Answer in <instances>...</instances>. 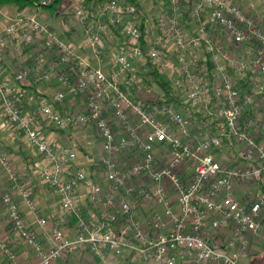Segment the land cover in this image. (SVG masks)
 Listing matches in <instances>:
<instances>
[{
	"label": "built area",
	"instance_id": "built-area-1",
	"mask_svg": "<svg viewBox=\"0 0 264 264\" xmlns=\"http://www.w3.org/2000/svg\"><path fill=\"white\" fill-rule=\"evenodd\" d=\"M70 7L95 62L41 14L5 15L0 57L25 47L34 55L10 75L0 70V113L37 154L32 172L57 195L74 231L37 213L29 183L0 147L8 183L0 193V264H58L72 250H88L99 264H243L264 228V27L232 0H161L153 17L125 0H77L61 13ZM110 25L121 44L106 71ZM148 66L192 113L144 105L124 91L143 83L138 75ZM29 79L57 83L30 109L25 94L13 92ZM66 98L81 107L63 115L56 105ZM90 124L101 141L103 183L75 164L78 149L40 132ZM18 245L31 249V260L20 259Z\"/></svg>",
	"mask_w": 264,
	"mask_h": 264
},
{
	"label": "crops",
	"instance_id": "crops-1",
	"mask_svg": "<svg viewBox=\"0 0 264 264\" xmlns=\"http://www.w3.org/2000/svg\"><path fill=\"white\" fill-rule=\"evenodd\" d=\"M244 0H236L241 6H244ZM28 11H35L38 14H41L43 16V20L47 25L54 31H56L58 34H60L64 39L70 40L77 45H82L83 42V34H82V26L77 23L76 25H68L66 17L59 16L56 12H51L46 8L42 9H34L27 8L23 11H17L15 7L10 6H2L0 7V29L5 23V15L14 16L19 13L28 12ZM264 21V19H262ZM111 30H107L105 33V36L110 37L108 33H110ZM112 33V32H111ZM117 34H119L117 32ZM113 36V35H111ZM82 40L80 42H76L78 39ZM121 38V36H120ZM106 42V41H105ZM105 47L103 46L101 56V66L106 71L111 69L112 66V58L107 61H105ZM80 53L89 58L90 61L95 62V59L91 56L90 51L87 47L83 46L80 48ZM34 55V47H25L20 52H5L0 57V70L10 75L15 70L19 69L22 66L28 65ZM57 86V83L55 80H51L49 82H45L42 84H35L30 79L26 80L22 84H15L13 92L15 95H19V91L21 93H24V104L25 107L30 109L32 108L38 96L45 95L50 96L52 92L55 90ZM36 97V98H35ZM79 101L73 102L71 99L66 98L62 104L56 105V107L60 110V112L65 115L67 113L73 112L80 108ZM40 132L53 139L61 141L65 144H68L70 146L75 147L76 149L81 150V145L86 144L88 147H94V143H96V147L98 148L99 153L101 154V141L98 138L96 131L94 127L90 125H86L84 127L79 128H73V127H66L65 129H54L51 126L48 125H41L40 126ZM94 138V140H92ZM93 141V142H92ZM0 147L1 149L9 155V157L12 159V163L15 168H19V171L22 172V175L25 177V182L29 183V186L31 187L32 193L34 198L37 201V213L40 216L49 217V214L54 217V213H52L51 209L52 206L55 205L53 203L50 196L47 194V190L43 187L47 185H44L40 182L38 175L34 174L32 172V165L34 162L38 161L39 158L37 154L28 148L23 141V138L21 134L15 130L13 127L9 125V123L4 119V117L0 113ZM21 151L24 152V155L21 153ZM92 154L88 153L86 157L88 159L92 158ZM19 161V164H17L16 161ZM57 198V195H56ZM16 200L19 203L20 211L23 215V217L26 219L27 223L30 227L35 229L38 233V237L41 241H46V231L44 229H41L35 221V217L33 214L29 213L27 208L24 206L22 201L19 197H16ZM58 201V199H57ZM59 206V201H58ZM84 209L87 207V205H83ZM60 208V206H59ZM89 208V207H88ZM62 212L60 209V218H62ZM63 226L73 232L74 231V220L73 218L67 217L61 219ZM264 238V228L261 230V236L259 237L258 243H260L261 240ZM262 242V241H261ZM19 253V257L22 260H31L32 259V251L31 249L23 246L18 245L15 247ZM251 255H249L247 258H245V261L249 259ZM60 261V260H59ZM64 264V263H63Z\"/></svg>",
	"mask_w": 264,
	"mask_h": 264
},
{
	"label": "rangeland",
	"instance_id": "rangeland-1",
	"mask_svg": "<svg viewBox=\"0 0 264 264\" xmlns=\"http://www.w3.org/2000/svg\"><path fill=\"white\" fill-rule=\"evenodd\" d=\"M77 0H66L64 2V6L59 7L57 10L63 12L64 7L67 6L70 2L73 4L76 3ZM161 0H140V8L141 10L153 17L158 12V6ZM236 2V0H232ZM244 6L242 5V8L244 11L257 19L258 23L261 27H264V7L260 5L258 0H244ZM74 6V5H73ZM61 17H66L68 25H76L78 22L73 17V14L71 13V7L68 9L67 13H61ZM112 32V31H111ZM108 33L109 35H113L110 37H107L104 35V47H105V55L106 58L105 61L108 59L110 60L113 56V54L116 52L118 46L121 44V38L120 35L117 34V32ZM82 38L76 40V42H80ZM106 41V42H105ZM137 92L140 96L143 98H154L156 94H160V90L156 87V85L152 84L151 86H148L145 83H142L137 88ZM47 95V94H45ZM36 98V97H35ZM94 140V138H92ZM93 142V141H92ZM81 150L78 149L79 156L77 160L75 161V164L77 166H80L84 168L88 173H91L94 178H96L97 181L103 183V176L101 172V168L99 167V157L100 153L98 151V148L96 147V143H94V147H88L82 143L80 144ZM88 153H91L93 156L91 159H88L86 155ZM17 164H19V161H16ZM16 170L18 171V174L20 176V179L22 182L26 181L25 177L22 175V172L19 171V168L17 167ZM8 187V183L6 181V177L4 172L0 169V193L4 191ZM47 190V194L52 199L53 203H55L54 206H52V213H54V217L49 214L48 220L51 223L53 218H60V208L58 206V197L56 198V194L52 191L51 188L43 186ZM81 193V192H80ZM62 216V215H61ZM47 217V216H46ZM264 239V238H262ZM262 241V242H261ZM260 243H257V246L255 247V253L249 257V259L243 264H264V240H261ZM99 264V262L93 257V255L88 250H72L69 254H67L63 259H61L58 264Z\"/></svg>",
	"mask_w": 264,
	"mask_h": 264
},
{
	"label": "trees",
	"instance_id": "trees-1",
	"mask_svg": "<svg viewBox=\"0 0 264 264\" xmlns=\"http://www.w3.org/2000/svg\"><path fill=\"white\" fill-rule=\"evenodd\" d=\"M66 0H52V2L44 6L43 8L48 9L51 12H57L59 7L64 6V2ZM106 0H83V3L87 4L89 2H103ZM126 2L133 3L140 8V3L138 0H125ZM39 2V0H0V7L2 6H10V7H15L17 11H23L24 9L27 8H32L34 7L35 3ZM141 9V8H140ZM111 30L112 32H117V29L114 28L113 26H109L108 30ZM149 69L145 74L138 75L140 77L141 81L148 86H151L152 84L156 85V87L160 90V94H156L154 98H148L145 97L143 98L142 96L139 95L137 92V88H131L129 86L123 85L124 91L135 101H141L144 105H149L150 103H172L176 107L180 108L181 110L187 112V113H192L190 108L184 104L181 100L180 94L178 91H176L172 84L165 79L163 75L158 73L152 66H148ZM21 153L24 155V152L21 151ZM100 167V166H99ZM91 174V173H89ZM82 212L86 213V210L82 207L81 208ZM264 222V221H262Z\"/></svg>",
	"mask_w": 264,
	"mask_h": 264
}]
</instances>
